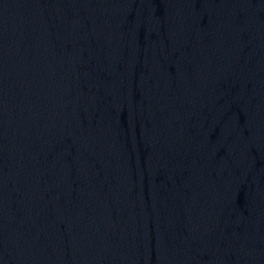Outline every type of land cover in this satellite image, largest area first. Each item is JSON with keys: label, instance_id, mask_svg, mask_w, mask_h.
<instances>
[{"label": "water", "instance_id": "95a60500", "mask_svg": "<svg viewBox=\"0 0 264 264\" xmlns=\"http://www.w3.org/2000/svg\"><path fill=\"white\" fill-rule=\"evenodd\" d=\"M0 264H264V0H0Z\"/></svg>", "mask_w": 264, "mask_h": 264}]
</instances>
